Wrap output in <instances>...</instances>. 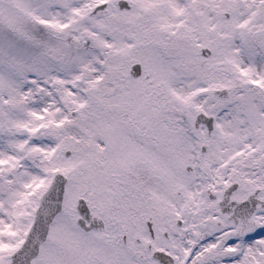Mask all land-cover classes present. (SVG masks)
I'll return each instance as SVG.
<instances>
[{
  "label": "snow or ice",
  "instance_id": "obj_1",
  "mask_svg": "<svg viewBox=\"0 0 264 264\" xmlns=\"http://www.w3.org/2000/svg\"><path fill=\"white\" fill-rule=\"evenodd\" d=\"M0 264H264V0H0Z\"/></svg>",
  "mask_w": 264,
  "mask_h": 264
}]
</instances>
